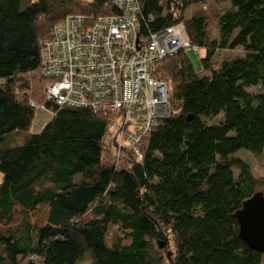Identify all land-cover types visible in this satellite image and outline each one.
Returning <instances> with one entry per match:
<instances>
[{"label": "trees", "instance_id": "16d2710c", "mask_svg": "<svg viewBox=\"0 0 264 264\" xmlns=\"http://www.w3.org/2000/svg\"><path fill=\"white\" fill-rule=\"evenodd\" d=\"M111 2L0 0V264H264L235 217L264 194V174L234 155L264 153V0H228L236 12L222 16L207 0H139L140 36L184 24L206 74L186 50L157 67L169 116L140 141L139 161L117 151L111 117L43 95L53 26L109 15ZM31 101L52 108L36 133Z\"/></svg>", "mask_w": 264, "mask_h": 264}, {"label": "built area", "instance_id": "2783aa9c", "mask_svg": "<svg viewBox=\"0 0 264 264\" xmlns=\"http://www.w3.org/2000/svg\"><path fill=\"white\" fill-rule=\"evenodd\" d=\"M112 13L71 15L53 26L41 43V77L45 103L56 108L88 109L112 118L109 132L117 151L139 161L138 144L169 116L167 84L154 78L157 67L191 47L184 24H175L142 38L139 0H112ZM44 103V104H45ZM44 104L31 105L52 114Z\"/></svg>", "mask_w": 264, "mask_h": 264}, {"label": "rangeland", "instance_id": "374dc122", "mask_svg": "<svg viewBox=\"0 0 264 264\" xmlns=\"http://www.w3.org/2000/svg\"><path fill=\"white\" fill-rule=\"evenodd\" d=\"M211 3V8H210V12H214L216 14H218L219 16H222L224 14H233L236 12V7L231 5L228 0H207V4ZM220 4L219 6H216L215 4ZM200 6L199 5H194V7H191L187 10L186 13H189L191 9H198ZM217 20H215L214 22L208 23L207 24V31H208V37L210 40H213L216 35H217ZM188 57L190 58L193 67L195 69V71L201 73L200 76H205L206 74L203 73V69L200 63V59L197 57V54L194 51H186ZM240 54V53H237ZM202 56H205V51H203L201 53ZM43 114V115H42ZM48 115L46 113L43 112H39V114L36 115L35 121L38 122L37 125H33V127L30 129L31 133H36L38 131H40L45 124L47 123V118ZM122 154V152H121ZM235 156H238L241 159H244L249 166H251L252 172L253 173H258L260 175L264 174V170L262 169V167L260 166V162L264 161V153L261 157H257L256 155L249 153L247 151H238L237 153L234 154ZM2 179V174L0 173V182ZM82 264H91V261H86L83 262Z\"/></svg>", "mask_w": 264, "mask_h": 264}, {"label": "water", "instance_id": "95a60500", "mask_svg": "<svg viewBox=\"0 0 264 264\" xmlns=\"http://www.w3.org/2000/svg\"><path fill=\"white\" fill-rule=\"evenodd\" d=\"M240 240L251 250L264 253V194L254 193L235 214Z\"/></svg>", "mask_w": 264, "mask_h": 264}, {"label": "bare ground", "instance_id": "6f19581e", "mask_svg": "<svg viewBox=\"0 0 264 264\" xmlns=\"http://www.w3.org/2000/svg\"><path fill=\"white\" fill-rule=\"evenodd\" d=\"M51 108V107H50Z\"/></svg>", "mask_w": 264, "mask_h": 264}, {"label": "clouds", "instance_id": "9594fccd", "mask_svg": "<svg viewBox=\"0 0 264 264\" xmlns=\"http://www.w3.org/2000/svg\"><path fill=\"white\" fill-rule=\"evenodd\" d=\"M39 113V112H38Z\"/></svg>", "mask_w": 264, "mask_h": 264}]
</instances>
